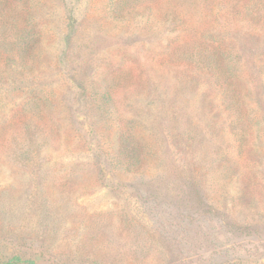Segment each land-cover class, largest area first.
I'll return each instance as SVG.
<instances>
[{
    "label": "rangeland",
    "instance_id": "1",
    "mask_svg": "<svg viewBox=\"0 0 264 264\" xmlns=\"http://www.w3.org/2000/svg\"><path fill=\"white\" fill-rule=\"evenodd\" d=\"M238 3L0 0V264H264L252 82L221 107L163 62Z\"/></svg>",
    "mask_w": 264,
    "mask_h": 264
},
{
    "label": "trees",
    "instance_id": "2",
    "mask_svg": "<svg viewBox=\"0 0 264 264\" xmlns=\"http://www.w3.org/2000/svg\"><path fill=\"white\" fill-rule=\"evenodd\" d=\"M238 2L235 8L229 6V10L233 9L232 11L219 14L217 16L219 23L205 30L206 32L203 31L202 37L183 42L173 54L164 57L163 62L165 69L168 68L175 75L176 87L189 89L201 81L207 86H215L218 94L212 102L218 100L221 107L242 104L241 96L236 89L237 78L238 76L249 78L253 85L255 100L264 117V0H238ZM68 12L74 18L75 10L70 9ZM162 16L164 20L165 18L169 20L171 27L167 28V34L174 35V32L181 31L177 27L180 20L178 16L170 13ZM30 42L31 40L27 44L30 45ZM66 68L68 77L73 79L79 88L86 90V80L82 72L72 70L71 66ZM124 78L122 81L129 80ZM107 103L102 108L110 111L111 107ZM164 107L167 108L166 103ZM163 114L168 117L175 116L171 107ZM199 114L201 120L204 113L199 111ZM198 125L201 126L200 123ZM181 128V131L186 129L185 134H188V137L199 130L191 133L188 127ZM234 128L237 130V124H234ZM12 261L19 263L20 259L15 257Z\"/></svg>",
    "mask_w": 264,
    "mask_h": 264
}]
</instances>
